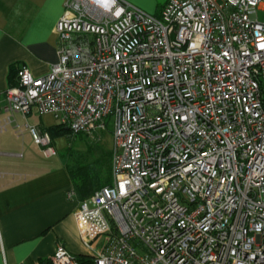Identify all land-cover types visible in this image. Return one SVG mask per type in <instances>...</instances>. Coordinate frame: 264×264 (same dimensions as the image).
<instances>
[{
	"label": "built area",
	"instance_id": "built-area-1",
	"mask_svg": "<svg viewBox=\"0 0 264 264\" xmlns=\"http://www.w3.org/2000/svg\"><path fill=\"white\" fill-rule=\"evenodd\" d=\"M258 12L264 0H166L159 15L67 0L58 62L42 77L18 68L2 111L50 114L72 135L112 122V182L73 214L94 264H264ZM25 130L56 155L47 132ZM50 261L79 264L61 244Z\"/></svg>",
	"mask_w": 264,
	"mask_h": 264
},
{
	"label": "crops",
	"instance_id": "crops-1",
	"mask_svg": "<svg viewBox=\"0 0 264 264\" xmlns=\"http://www.w3.org/2000/svg\"><path fill=\"white\" fill-rule=\"evenodd\" d=\"M66 1L0 0V106L18 68L25 66L33 77H42L58 62L55 25ZM126 1L153 15H159L164 3ZM16 115L20 114L0 109V123L10 121L0 132V264H51L57 244L75 255L79 264H94L73 216L82 200L73 187L71 168L60 162L49 166L17 162L20 155L7 149L13 145L12 137L1 138L9 129L19 138L29 135L26 123L17 122ZM71 190L74 196L69 198ZM103 241H94L93 248L99 250Z\"/></svg>",
	"mask_w": 264,
	"mask_h": 264
},
{
	"label": "rangeland",
	"instance_id": "rangeland-1",
	"mask_svg": "<svg viewBox=\"0 0 264 264\" xmlns=\"http://www.w3.org/2000/svg\"><path fill=\"white\" fill-rule=\"evenodd\" d=\"M166 0H159L165 2ZM259 21H264V13L258 12ZM22 121L20 115H16V121L19 123H28L37 126L40 130L47 132L51 138V146L55 149L56 155L46 158L43 155V146L36 145L31 136L23 133L17 137L13 130L9 129L1 138L12 137L13 145L10 148L13 154L20 155L15 158L22 164L32 160L40 166L51 165L55 163H65L71 170L85 167L93 177H95L94 188L110 184L112 182L111 159H112V134L113 125L110 119L106 121L104 130L95 131L92 135H62L54 129L58 125L56 120L50 114L39 115L35 109ZM62 161V162H61Z\"/></svg>",
	"mask_w": 264,
	"mask_h": 264
},
{
	"label": "trees",
	"instance_id": "trees-1",
	"mask_svg": "<svg viewBox=\"0 0 264 264\" xmlns=\"http://www.w3.org/2000/svg\"><path fill=\"white\" fill-rule=\"evenodd\" d=\"M12 85H14V83L11 84V86ZM54 129L57 130V132L62 135H67V136L72 135L70 130L62 125H56L54 126ZM70 175H71L73 187L81 200L89 198L93 194V192H95L99 188L109 185V184H105L103 186L94 188L95 177H93L91 172L85 167L77 168L74 171L71 170Z\"/></svg>",
	"mask_w": 264,
	"mask_h": 264
},
{
	"label": "clouds",
	"instance_id": "clouds-1",
	"mask_svg": "<svg viewBox=\"0 0 264 264\" xmlns=\"http://www.w3.org/2000/svg\"><path fill=\"white\" fill-rule=\"evenodd\" d=\"M112 2L114 3V0H112Z\"/></svg>",
	"mask_w": 264,
	"mask_h": 264
}]
</instances>
